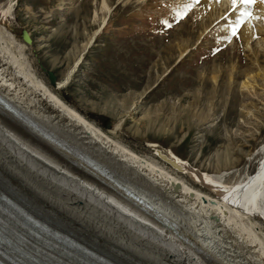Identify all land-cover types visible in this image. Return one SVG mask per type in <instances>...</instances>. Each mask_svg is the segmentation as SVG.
<instances>
[{"label": "rangeland", "instance_id": "obj_1", "mask_svg": "<svg viewBox=\"0 0 264 264\" xmlns=\"http://www.w3.org/2000/svg\"><path fill=\"white\" fill-rule=\"evenodd\" d=\"M102 1L0 0V14L10 9L0 26L24 45L49 89L130 150L148 155L146 144L159 145L224 183L256 171L264 35L249 44L237 37L256 21L253 5L104 0L106 8Z\"/></svg>", "mask_w": 264, "mask_h": 264}, {"label": "bare ground", "instance_id": "obj_2", "mask_svg": "<svg viewBox=\"0 0 264 264\" xmlns=\"http://www.w3.org/2000/svg\"><path fill=\"white\" fill-rule=\"evenodd\" d=\"M252 5L256 24L247 19L237 33L246 44L264 35V2ZM9 11L1 13L2 24ZM23 47L0 26V94L59 145L0 106V183L9 192L125 264H264V232L257 224H264V141L255 153L257 170L230 183L221 174L187 172V161L159 145L148 144L151 154L140 155L49 89Z\"/></svg>", "mask_w": 264, "mask_h": 264}, {"label": "water", "instance_id": "obj_3", "mask_svg": "<svg viewBox=\"0 0 264 264\" xmlns=\"http://www.w3.org/2000/svg\"><path fill=\"white\" fill-rule=\"evenodd\" d=\"M47 78L49 80L52 79V74L50 72H47ZM0 105H2L3 107H5L6 109H8L9 111H11L13 114H15L18 118H20L23 122H25L28 126H30L32 129H35L39 132H41L44 136H46L47 133L44 132V130H42L35 121H33L32 119H30L29 117L25 116L24 114H22L18 108H16L15 106H13L12 104H10L9 102H7L6 100H4L2 97H0ZM48 135L49 140L55 142V144L59 145L55 140L52 139V137ZM146 147H150L147 146ZM181 162V161H180ZM186 166V163L184 164ZM187 172L189 173H196V175L198 174V172L196 170H191V169H186ZM179 172H182V170L180 169ZM174 186L176 187L177 184H174ZM126 193L132 197V199L136 200L139 204L143 205L144 208L149 209L150 207L145 203V201L142 198H139L137 195L135 194H131V192H128L127 190H125Z\"/></svg>", "mask_w": 264, "mask_h": 264}, {"label": "snow or ice", "instance_id": "obj_4", "mask_svg": "<svg viewBox=\"0 0 264 264\" xmlns=\"http://www.w3.org/2000/svg\"><path fill=\"white\" fill-rule=\"evenodd\" d=\"M261 2H264V0H261ZM231 3L233 5V7H235V5L237 3L241 4V5H250L253 3H256V0H231ZM250 15V13H249ZM233 34H235V31L233 32Z\"/></svg>", "mask_w": 264, "mask_h": 264}]
</instances>
